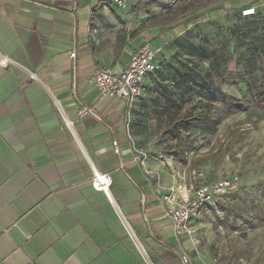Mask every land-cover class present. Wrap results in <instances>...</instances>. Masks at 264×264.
Returning a JSON list of instances; mask_svg holds the SVG:
<instances>
[{"label": "crops", "instance_id": "obj_1", "mask_svg": "<svg viewBox=\"0 0 264 264\" xmlns=\"http://www.w3.org/2000/svg\"><path fill=\"white\" fill-rule=\"evenodd\" d=\"M143 2L0 0V264L211 263L174 236L171 164L138 149L131 108L90 83L143 44ZM81 105L92 114L79 117Z\"/></svg>", "mask_w": 264, "mask_h": 264}, {"label": "rangeland", "instance_id": "obj_2", "mask_svg": "<svg viewBox=\"0 0 264 264\" xmlns=\"http://www.w3.org/2000/svg\"><path fill=\"white\" fill-rule=\"evenodd\" d=\"M147 1L141 10L148 17L138 18L140 41L154 45L164 74L128 110L131 139L156 163L168 160L172 187L187 183L192 172L210 183L236 176L237 188L219 198L218 210L204 217V209L192 219L202 217L194 252L218 264H264V109L226 114L214 101L217 83L208 57L220 52L226 94L241 99L262 84L256 54L264 68L263 1ZM249 6L255 15L238 17ZM184 117L198 121L179 125L174 137L164 133L170 118Z\"/></svg>", "mask_w": 264, "mask_h": 264}, {"label": "built area", "instance_id": "obj_3", "mask_svg": "<svg viewBox=\"0 0 264 264\" xmlns=\"http://www.w3.org/2000/svg\"><path fill=\"white\" fill-rule=\"evenodd\" d=\"M262 1V6H264V0ZM124 2L125 0H113L117 6H121ZM254 14L255 9L250 6L240 10L242 17ZM74 56V53L70 54L71 58ZM157 67L156 50L150 44L144 43L130 55L127 65L120 73L112 74L101 69L90 80V83L94 85L101 99L124 102L130 109L133 102L145 91L146 76L153 73ZM92 112L93 107L81 105L77 114L79 117H84ZM113 148L114 153L118 155L119 151L115 142H113ZM92 184L96 190L107 191L110 180L106 175H95ZM237 185L236 176L210 183L205 180L203 173L192 172L187 183L181 181L176 187L168 188L163 201L169 206L167 213L172 222L175 238L177 240L187 238L196 252L198 240L195 230L191 228V220L205 208L215 206L220 197L234 191ZM209 264H218V260H213Z\"/></svg>", "mask_w": 264, "mask_h": 264}, {"label": "trees", "instance_id": "obj_4", "mask_svg": "<svg viewBox=\"0 0 264 264\" xmlns=\"http://www.w3.org/2000/svg\"><path fill=\"white\" fill-rule=\"evenodd\" d=\"M255 15V14H254ZM242 17L241 15L238 16L241 19H248L253 17ZM208 57L210 59L214 75L216 78V86L214 89V101L217 102L223 111L226 114H233L237 113L239 111H248L250 107L254 108L255 110H263L264 109V68L262 66V63L260 62V55L257 53L256 57L258 60V71L260 74V79L262 81V84L254 91L248 89L246 92V95L242 97L241 99H237L234 96L228 95L225 92L222 91V84L225 81L224 78V67L222 66V60L220 56V52L218 50H213L208 53ZM162 66L164 65H159L157 69L151 73L148 74L144 80V88L145 92H148L150 90V87L152 85L156 84L159 79L163 78V70ZM198 121V118H187L184 117L180 120H174L170 118L164 133L168 134L171 137L175 136V129L181 125H188V126H194L196 122Z\"/></svg>", "mask_w": 264, "mask_h": 264}]
</instances>
